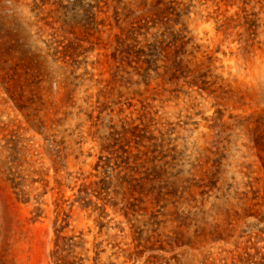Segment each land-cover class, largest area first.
Masks as SVG:
<instances>
[{
    "label": "rangeland",
    "instance_id": "obj_1",
    "mask_svg": "<svg viewBox=\"0 0 264 264\" xmlns=\"http://www.w3.org/2000/svg\"><path fill=\"white\" fill-rule=\"evenodd\" d=\"M0 264H264V0H0Z\"/></svg>",
    "mask_w": 264,
    "mask_h": 264
}]
</instances>
